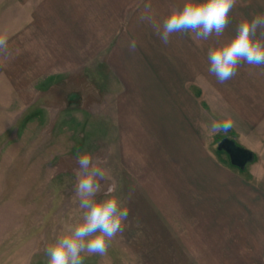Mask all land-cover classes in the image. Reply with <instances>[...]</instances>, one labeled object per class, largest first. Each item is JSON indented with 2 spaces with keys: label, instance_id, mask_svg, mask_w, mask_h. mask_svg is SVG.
Here are the masks:
<instances>
[{
  "label": "rangeland",
  "instance_id": "374dc122",
  "mask_svg": "<svg viewBox=\"0 0 264 264\" xmlns=\"http://www.w3.org/2000/svg\"><path fill=\"white\" fill-rule=\"evenodd\" d=\"M37 1L0 0V35L8 38L7 56L0 55V264H47L45 247L79 216L75 170L84 152L102 161L108 176L102 186L115 183L129 209L107 254L88 256L84 264H188L191 257L199 264H264V221L255 215L264 210V69L242 65L220 84L208 73L215 37L196 41L184 33L171 42L185 51L161 58L167 78L150 75L157 89L148 82L136 83L146 90L128 89L111 63L130 10L122 11L118 26L100 28L110 34L102 40L88 41L98 28L86 27L85 43L71 38L81 39L82 27H69L66 0ZM164 8L156 0L141 17L162 19L171 6ZM48 12L57 13L55 27ZM257 13H264V0H239L224 36ZM147 58L137 60L156 70L155 58ZM229 117L228 132L207 134L213 120ZM224 138L252 150L253 159L235 165L219 148ZM192 207L206 217L219 212L209 218L213 227L194 219L196 250L187 251L182 247L192 234L176 227ZM221 216L228 226L214 224Z\"/></svg>",
  "mask_w": 264,
  "mask_h": 264
},
{
  "label": "clouds",
  "instance_id": "9594fccd",
  "mask_svg": "<svg viewBox=\"0 0 264 264\" xmlns=\"http://www.w3.org/2000/svg\"><path fill=\"white\" fill-rule=\"evenodd\" d=\"M239 0H185L182 7L171 6L162 23L154 24V32L164 45L170 43L174 33H191L196 41H208V73L220 84L238 74L242 65L264 69V13L242 17L236 25L235 33L225 37L231 22L230 13ZM137 41L131 40L128 50L134 52ZM8 38L0 35V55L7 56ZM234 126L229 117L221 121L213 120L207 126V134L214 136L228 132ZM106 163V160L103 161ZM75 170V199L79 216L63 226L53 241L45 249L47 264H84L88 256L107 254L111 242L122 235L129 209L122 206L116 195L115 183L106 189L102 181L108 179L102 161L84 152L77 156Z\"/></svg>",
  "mask_w": 264,
  "mask_h": 264
},
{
  "label": "crops",
  "instance_id": "0c3cea01",
  "mask_svg": "<svg viewBox=\"0 0 264 264\" xmlns=\"http://www.w3.org/2000/svg\"><path fill=\"white\" fill-rule=\"evenodd\" d=\"M41 1L39 0L37 2L40 3ZM154 1L156 0H109L110 6H108L107 4L103 3L101 0H98L97 2H95L94 0H66V2L69 3L68 12H66V14L68 15L67 18H69L68 21L70 22L69 27L73 28L71 30H75L76 26L73 27L74 24L82 27V30L79 32V34L83 37L80 39L78 35L76 34V36L71 37L74 41H81V42L82 40L84 41L85 36L83 32H85L84 31L85 28L88 26L93 27L95 24H97L98 29L96 33L93 34V36L88 39V41L95 42L97 40H102L104 35L107 36V34L108 35L110 34L109 33L103 34V29L101 30L100 28H103L104 26H106L108 29L109 28L108 26H111V27L114 25L115 27L118 26L120 22H122V18L124 15L122 14V11L130 10L128 12L130 14L128 17L129 20L127 23L128 27L125 30H122L123 34L121 36L119 35V38H118L120 42L113 47V53H115V58L117 56L118 60L117 62L115 60L113 61V63H111L113 70L122 78L123 82L125 84L126 82L128 83V89L134 86L133 89L135 90H138V89L146 90L145 85L138 87L137 84L139 83L146 84L147 82L150 83L148 86L149 89H153V88L157 89L155 85L151 84V81H153L154 78L150 75L152 73H155V74L159 73V74H163L164 77L167 78V73H169L168 69L165 67V65L166 66H169V65L167 64L166 61L162 62L161 58L166 59L169 57H176V55L177 56L179 55L178 53L179 51L184 50L183 45L181 49H178L177 46H173V43H172V42L177 41V38H174L176 36H179L181 40L184 33H174L171 37L169 46L164 45L159 39V37L155 34L153 25L162 23L163 19L166 17L164 14H163L162 19L150 20L149 17H146V16L141 17L142 15H145V11L149 9V4ZM161 1H163L165 4L164 9H166L168 6H172L171 5L172 3H177V5L181 3L183 5V3L185 2V0H161ZM182 5L180 6L182 7ZM155 8H157V6ZM52 9L53 8L49 10H52ZM55 10L57 11V8ZM72 10H74V13H71ZM105 11H112L111 15H105L104 14ZM56 14H57L56 12H48V15H49L48 21L50 22L49 25H52L54 22L55 25H53V27L57 25L56 17H55ZM102 14L105 16H110V20L114 19L116 23L118 24H115L114 21L104 20L102 18ZM38 32H39V29L34 34L37 35ZM64 33H66L65 30H64ZM66 34H63V35H66ZM71 34H74V33L72 32ZM71 34L68 33L69 36ZM42 35H45L46 38H44V36L42 38L48 41V39L50 38L49 37L50 30L44 32V34ZM61 35L62 34H59V38ZM62 37L64 36H61V38ZM59 38H56V39L60 40ZM64 38L68 40V37H64ZM133 39H135L138 43L137 49L134 52H130L128 50V44ZM33 40L35 39L33 38ZM173 40H176V41H173ZM88 41L85 40L84 42L86 43ZM187 50L189 49L186 48V51ZM187 55H190L189 51H187ZM191 55H194V53H191ZM137 57L138 58H143V57L149 58L150 57V59L155 58V61H153L152 64H154L156 70L152 69L150 65L148 66L146 64H143V60H140V59L137 60ZM201 166H203L201 168L202 169L201 174H204L208 178L210 174V169L206 167L205 162H202ZM187 211H190V212L187 213ZM197 212L198 211L194 210L193 207L191 209H187L183 211L182 217L185 218L186 220L181 225L176 227L179 231L178 232L179 234H182V233L192 234V242L182 247V249L184 248L187 251L196 250L194 246V236H193L194 233H196V227H194V219L197 217L208 219L207 223L209 225L211 224L212 226V222L210 221L209 218L211 216L215 217L214 214H216L219 211L217 212L208 211L207 217L204 215L206 212L202 211L203 213L196 214ZM255 215L258 220L260 219V222L264 221V210L255 212ZM229 217L232 218V215H230ZM256 218L253 216L252 220L256 222L257 221ZM220 219L222 220H218L214 224L218 226L219 225L228 226V222L224 220V217L221 216ZM180 227L182 228L181 230H180ZM260 227L263 229L264 225H260ZM260 232L261 231H259L257 234H259ZM261 234L263 235V232H261ZM175 248L177 250L178 247H175ZM187 259L189 260L188 257L185 258V260ZM196 259H199V258L193 259V257H191L190 258L191 262H187V263L188 264H199L200 262L198 260L196 261Z\"/></svg>",
  "mask_w": 264,
  "mask_h": 264
},
{
  "label": "water",
  "instance_id": "95a60500",
  "mask_svg": "<svg viewBox=\"0 0 264 264\" xmlns=\"http://www.w3.org/2000/svg\"><path fill=\"white\" fill-rule=\"evenodd\" d=\"M219 148L227 151L230 155L231 161L239 167H245V165L254 157L252 150L238 145L236 141L231 138H224L220 142Z\"/></svg>",
  "mask_w": 264,
  "mask_h": 264
}]
</instances>
